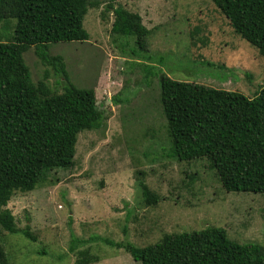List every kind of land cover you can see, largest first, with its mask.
<instances>
[{"label": "rangeland", "instance_id": "1", "mask_svg": "<svg viewBox=\"0 0 264 264\" xmlns=\"http://www.w3.org/2000/svg\"><path fill=\"white\" fill-rule=\"evenodd\" d=\"M110 2L140 14L150 29L151 58L131 53L133 37L112 33ZM83 27L87 41L48 45L49 54L62 56L66 75L42 63L33 47L22 52L33 82L45 80L52 91H61L67 81L94 87L105 119L101 129L78 134L71 169L53 170L34 190L11 196L5 207L16 227H27L35 239L2 230L9 261L77 264V250L88 249L98 258L88 264H140L101 238L138 246L207 225L224 228L238 242L264 245V194L227 192L206 160L170 156L156 104L159 73L250 95L264 86V56L228 33L212 0H98ZM193 29L203 31L204 39L193 43ZM13 30L0 29V38ZM140 181L158 194L155 205L141 199ZM73 239L78 242L70 250Z\"/></svg>", "mask_w": 264, "mask_h": 264}, {"label": "trees", "instance_id": "2", "mask_svg": "<svg viewBox=\"0 0 264 264\" xmlns=\"http://www.w3.org/2000/svg\"><path fill=\"white\" fill-rule=\"evenodd\" d=\"M212 3L225 19L228 33L246 40L258 56H264V0ZM97 5L98 0H0V29L14 27L9 38H0V264H12L1 241L2 230L35 239L27 227H16L5 207L11 196L34 190L53 170L71 169L78 134L101 129L105 119L94 87L67 81L61 91H52L45 80L33 82L22 52L33 47L42 63L66 75L62 56L49 54L48 45L87 41L84 15ZM106 9L113 16L112 33L133 37L131 53L151 58L147 51L150 29L140 14L112 2ZM198 30L190 32L193 43L198 36L205 37ZM158 81L156 104L164 119L170 156L185 162L206 160L227 192L264 194V86L245 95L175 80L164 73H159ZM113 100L118 103L117 98ZM138 187L145 204L158 202V194L145 182ZM101 240L124 248L140 264H264L263 244L233 240L219 226L164 233L158 241L138 246ZM76 255L77 264L98 259L88 249H79Z\"/></svg>", "mask_w": 264, "mask_h": 264}]
</instances>
